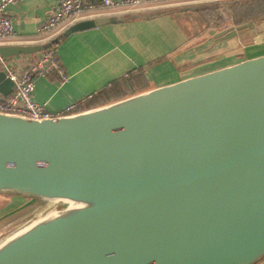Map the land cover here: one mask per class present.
I'll return each mask as SVG.
<instances>
[{
    "label": "water",
    "instance_id": "1",
    "mask_svg": "<svg viewBox=\"0 0 264 264\" xmlns=\"http://www.w3.org/2000/svg\"><path fill=\"white\" fill-rule=\"evenodd\" d=\"M0 192L53 204L0 238V264H264V54L68 115L0 112Z\"/></svg>",
    "mask_w": 264,
    "mask_h": 264
},
{
    "label": "crops",
    "instance_id": "2",
    "mask_svg": "<svg viewBox=\"0 0 264 264\" xmlns=\"http://www.w3.org/2000/svg\"><path fill=\"white\" fill-rule=\"evenodd\" d=\"M58 1L23 0L8 4L5 14L12 23L13 34L0 42V46L39 44L44 49L47 41L38 40L43 36L40 26ZM247 1L250 0L228 2L238 6ZM258 2L264 6V0ZM187 11L191 10L166 8L111 13L105 16H119L121 21L66 36L62 35L63 29L55 37L54 52L67 80L60 82L54 72L35 77L33 100L46 102L50 111L58 112L84 94L106 88L127 72H141L145 87L137 91L140 92L264 54V9L260 16L250 18L254 20L238 23L251 21L252 25L217 36L223 28L211 27L201 37L190 36L185 28L183 15ZM37 54L11 56L6 60L22 69ZM25 198L32 199L0 192V221L10 217Z\"/></svg>",
    "mask_w": 264,
    "mask_h": 264
},
{
    "label": "built area",
    "instance_id": "3",
    "mask_svg": "<svg viewBox=\"0 0 264 264\" xmlns=\"http://www.w3.org/2000/svg\"><path fill=\"white\" fill-rule=\"evenodd\" d=\"M23 0H0V42L7 40L13 34L12 23L5 14L8 4L19 3ZM146 0H60L40 26L43 36L39 41H47V46L27 65L18 69L6 58L0 57V67L5 77L12 82L11 92L0 99V112L22 116L29 119H45L68 115L75 112L92 99L95 92L84 94L75 101L65 105L60 111L53 112L47 108L46 102L33 100L32 92L35 77L45 76L54 72L60 82L67 80V75L55 56V37L67 26L74 22L102 17L111 13H127L150 9L141 7ZM182 3L185 0H180ZM195 0H189L188 3Z\"/></svg>",
    "mask_w": 264,
    "mask_h": 264
},
{
    "label": "rangeland",
    "instance_id": "4",
    "mask_svg": "<svg viewBox=\"0 0 264 264\" xmlns=\"http://www.w3.org/2000/svg\"><path fill=\"white\" fill-rule=\"evenodd\" d=\"M188 1L189 0H185V2L182 3L180 0H146L141 4V7H150V10L191 8V11H187V13L183 15V24L192 37L203 36L205 31L211 27L224 29L227 27V24L236 26L244 20H249L256 12H262L264 9L263 5L252 9L243 8V6H252L256 4L258 0L242 2L239 3L238 6H232V4L228 2L229 0H195L190 3H188ZM223 1L228 3L222 4L221 2ZM238 19H240V22ZM52 205V202L47 200L34 198L23 199L21 205L10 217L0 221V238L31 217L48 210ZM261 260V262H264V258Z\"/></svg>",
    "mask_w": 264,
    "mask_h": 264
},
{
    "label": "trees",
    "instance_id": "5",
    "mask_svg": "<svg viewBox=\"0 0 264 264\" xmlns=\"http://www.w3.org/2000/svg\"><path fill=\"white\" fill-rule=\"evenodd\" d=\"M259 4V5H257ZM262 2H257L256 4L243 6L244 9H252V8H258L262 6ZM262 12H256L254 16L257 17L260 16ZM251 18V17H250ZM240 22V19H238ZM145 87V80L141 74V72L133 73V72H127L125 75H123V78L118 79L106 88L100 90L99 92H96L92 99L87 101L83 106L77 107L75 111L84 110L86 108L102 105L104 103L119 99L121 97L127 96L133 92H137Z\"/></svg>",
    "mask_w": 264,
    "mask_h": 264
}]
</instances>
